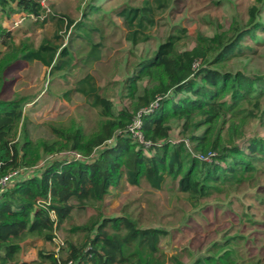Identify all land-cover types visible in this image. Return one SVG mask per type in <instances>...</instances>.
Wrapping results in <instances>:
<instances>
[{"label": "trees", "instance_id": "obj_1", "mask_svg": "<svg viewBox=\"0 0 264 264\" xmlns=\"http://www.w3.org/2000/svg\"><path fill=\"white\" fill-rule=\"evenodd\" d=\"M175 1L135 0L110 13L122 18L127 40L137 46L151 42L159 18ZM92 3L83 19L76 20L63 12L48 11L43 0H0L3 14L8 7H16L15 12L23 15L22 23L11 29L0 26V177L22 170L10 187L0 190V264H60L69 260L142 264L136 253L128 254L129 248L136 245L161 252L168 230L140 227L127 215L101 213V217L76 226H71V220L76 213L105 203L123 179L132 186L145 179L152 188L162 190L170 176L177 180L178 191L197 205L222 187L235 189L258 181L264 169V139H252L247 150L233 141L244 120L259 117L264 123V77L223 69L232 56L252 50L242 45L246 37L254 39L255 32L264 33L263 24L255 20L258 8H251L249 26L234 37L203 36L192 49L180 50L178 43L187 30L180 27L177 34H169L153 55L143 58L126 77L122 96L132 105L115 111L113 100L102 94V87L89 71L102 59L106 38L105 12ZM47 24L48 34L36 42L32 38L34 26L44 28ZM77 53L82 56L75 59ZM196 61L199 67L194 66ZM34 62L65 82H70L80 65L88 70L80 78L74 77L73 87L63 95L70 99L74 92L80 93L102 117L98 130L87 135L82 126L73 125L66 130L52 128L57 136L54 141L37 142L31 137L32 121L24 111L25 103L34 100L5 99L2 95L9 89L8 68ZM158 97L159 106L142 115V132L151 142L146 146L134 137L129 125L139 110ZM176 126L184 139L172 143ZM186 137L200 152H215L212 161L200 159L198 153L192 157ZM54 152H62V157L41 164L45 155ZM71 152L80 153L82 158ZM79 230L86 234L83 243L74 239ZM58 236L64 245L56 252ZM36 240L43 242L37 258L24 259L23 246ZM219 256L199 260L206 264L238 263L230 260L238 256L233 248Z\"/></svg>", "mask_w": 264, "mask_h": 264}, {"label": "rangeland", "instance_id": "obj_2", "mask_svg": "<svg viewBox=\"0 0 264 264\" xmlns=\"http://www.w3.org/2000/svg\"><path fill=\"white\" fill-rule=\"evenodd\" d=\"M90 2L105 12L103 29L106 38L103 40L102 59L92 65L89 71L102 87V94L113 100L115 111L132 105L124 94L122 96V90L134 66L143 58L153 55L157 45L169 34H175L178 28L187 30V36L178 43V48L184 50L195 47L203 36L234 37L249 26L251 8L254 6L258 8L255 20L264 26V0H176L159 18L151 42L133 46L126 38L122 18L110 12L122 3L133 4L135 0H43L47 8L66 13L76 20L83 19ZM15 8L8 7L6 14L0 12V26L11 29L22 23L23 15L16 13ZM35 27L32 38L38 42L41 36L48 34L50 26ZM255 34L257 39L246 37L242 43L252 50L244 51L240 56H232L223 69L264 77V33ZM81 56L77 53L75 59ZM7 72L9 89L2 96L5 99L25 97L27 101L34 100L25 103L24 113L32 121L30 134L37 142L56 140L57 136L52 131L54 127L66 130L73 125H80L87 135L100 127L102 117L86 103L80 93L74 92L70 99L63 95L73 87L74 77L80 78L88 72L87 69H81V65L74 71V76L70 77V82L60 77H51L49 69L39 62L10 67ZM257 113L261 114V110ZM241 126L233 141L243 149L247 150L252 139H264V123L259 117L248 118ZM201 132L198 130L197 133ZM224 135L228 137L227 129ZM182 139L184 137L176 126L170 141L178 143ZM185 139L192 157L196 155L194 153L199 155L211 152H200L201 149L195 148V143L187 137ZM225 145L230 146V142H225ZM60 157L62 152L45 155L41 164ZM261 171L258 181L246 182L235 189L222 187L221 191H213L211 196L202 199L197 205L190 202L186 194L178 191L177 180L170 176L162 190L152 188L145 179H141L139 186H132L123 179L118 189H112L105 203L85 213H76L71 226L86 224L103 214L127 215L140 227L168 230L170 234L161 242V252L138 249L136 245L129 248L128 254L136 253L142 264H206L199 258L223 256L230 248L238 254L237 259H230L232 262L264 264V169ZM59 234L63 238L66 236L65 233ZM85 237L86 234L81 230L74 234V239L80 243L84 242ZM232 237L234 241L232 239L228 245V239ZM42 246V241H30L28 246H23L22 257L29 260L37 258ZM48 248H54V245L48 244ZM231 252L233 256L234 252Z\"/></svg>", "mask_w": 264, "mask_h": 264}, {"label": "built area", "instance_id": "obj_3", "mask_svg": "<svg viewBox=\"0 0 264 264\" xmlns=\"http://www.w3.org/2000/svg\"><path fill=\"white\" fill-rule=\"evenodd\" d=\"M48 11H50V8H47ZM199 65V62H195L194 66L196 67ZM159 100L160 97H158L154 102L150 104V106L139 110V112L134 117L132 123L129 125L130 132L134 135V137L141 143L145 144L146 146H150L151 142L149 140L145 139V136L142 132V115L146 112L154 111L159 106ZM112 141V140H111ZM110 141V142H111ZM71 155H75L77 159L82 158V155L78 152H71ZM215 152H208L207 154H199L198 157L203 160H209L212 161L213 156ZM22 174V170H15L5 176L0 177V190H4L11 186V182L13 178L18 177ZM20 177V176H19ZM56 242L58 244L56 248V252L60 249L62 245H64V242L61 237H56ZM60 264H85L82 261L79 260H69L67 262H60Z\"/></svg>", "mask_w": 264, "mask_h": 264}, {"label": "crops", "instance_id": "obj_4", "mask_svg": "<svg viewBox=\"0 0 264 264\" xmlns=\"http://www.w3.org/2000/svg\"><path fill=\"white\" fill-rule=\"evenodd\" d=\"M17 25V24H16ZM26 260H29V259H26Z\"/></svg>", "mask_w": 264, "mask_h": 264}]
</instances>
